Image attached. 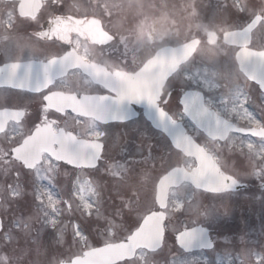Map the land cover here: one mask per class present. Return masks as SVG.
<instances>
[{"label": "flooded vegetation", "instance_id": "1", "mask_svg": "<svg viewBox=\"0 0 264 264\" xmlns=\"http://www.w3.org/2000/svg\"><path fill=\"white\" fill-rule=\"evenodd\" d=\"M118 1L74 0L73 3L75 2L77 6L89 3L95 8L91 13L85 14L90 11L72 10L66 13L63 12L64 7L59 5L57 0L50 2L44 0L41 1V5L35 14L21 15L18 10V0H0V66L5 63L27 61L46 62L48 59L60 57L65 53L75 52L83 61L103 67L108 72H133L143 65L159 47L166 44L176 46L196 39L198 45L192 56L166 80L161 89L165 97H167L169 92L172 93L171 102L165 106L171 117L179 122L186 132L199 144L206 147L205 144L210 141L197 131L194 124L176 106V100L181 94L186 91H197L201 93L207 108L213 110L234 126L241 129L264 128V94L238 71L233 58L235 49L222 43L221 35L224 31L216 34L208 29L205 23L197 21L200 27L194 23V19L197 16L193 5L194 0L188 1V9L190 11L186 14L189 15V18H187L189 21L185 27L187 37L172 40L166 44L154 43L153 51L144 57L142 49L143 47L145 49L146 45L142 44L143 39L145 38L144 43L148 42L144 31L137 33L139 36L144 35L141 41L135 38L131 42L128 33L116 34L114 30L106 27L107 22L105 23L104 21L110 18V15H113L112 13H118L109 6H114ZM142 1L145 2L146 0ZM130 2L131 0H126L127 5L123 8L127 7ZM56 9L62 11H57ZM79 9L81 8L79 7ZM122 12L125 14L126 10L122 9ZM143 15V12L138 13L139 17ZM151 17L155 18V15ZM73 18L80 20L76 26L62 22L63 20L71 22ZM92 20H96L100 27L95 26ZM120 22L123 23V26H118L117 28H125V23L123 21ZM91 23L93 25H90ZM62 24L64 25L61 26ZM153 24L155 23L153 22ZM153 24H146L141 29L152 27ZM210 32L215 33L212 44L206 41ZM173 33H175V29ZM150 35H152V32ZM199 35L202 37L200 38ZM254 39L255 36L252 37V48L257 50L263 48L262 44H253ZM183 85H186V87H183ZM57 91L79 95L110 94L104 86L92 82L78 69L67 71L64 76L53 80L49 86H45L39 91L0 87V110L10 113L4 119L2 116L0 117V160L4 159L11 166L18 165L21 167L20 171H24L22 165L13 160L10 148H8L9 153L7 152L8 157H3L6 154L3 147L5 145L13 147L19 144L20 140L32 131L34 122L40 112V105L43 102L42 97ZM135 107L138 110L137 118H141L146 122L143 117V107ZM49 118H54L58 121L60 131L71 133L75 136V139L96 141L102 144L103 150L97 159L95 170L104 154L110 152L111 146H109V142L116 130L125 128V126L121 125L115 126L113 123L101 124L88 118L73 115L67 111L63 112V114L56 111L50 112ZM147 124L152 130L150 124ZM6 128L7 131H5ZM52 129L58 132L57 129ZM97 133L101 134L99 141L96 138ZM225 141L232 145H240L245 140L239 135L229 134ZM128 148L132 149L128 151L129 156L124 159V163L120 167H123L124 171L121 170L119 173L127 176L129 185L121 188L122 191L125 190V194L123 198H120L122 193L118 195L117 201H130V205L127 206L133 209H141L150 203L151 189L135 186L136 180L148 174V171L142 165L148 166V164L155 161L158 163L157 156L159 151L156 146H147L146 149L140 147L136 151H133L134 147L132 145H128ZM111 149L113 150V148ZM120 149H126V147L122 145ZM206 149L208 148L206 147ZM163 151V154L166 155L165 158L169 159L170 150L168 147L164 146ZM174 152L175 155L171 154V163L174 166H178L181 164L180 157L183 158V156L176 151ZM44 157L47 166H52L61 174L65 172H82L83 170L81 168H72L65 163L54 162L48 155H43ZM126 169L129 170L127 174L125 173ZM17 173V171H14V175H17ZM153 200L150 206L153 204ZM142 202H145V205H142ZM165 239L167 240L164 246L165 249L155 252V256L148 261L149 264H194V262L209 264L215 261V257L211 260H206V254H210V252H184L178 249L174 244V235H166ZM211 239L215 244L216 236L212 235ZM142 253L140 252L138 255ZM215 254H223V252H216ZM142 257L145 258L146 254L144 253ZM143 262L144 260L141 263L136 262V264H142Z\"/></svg>", "mask_w": 264, "mask_h": 264}, {"label": "rangeland", "instance_id": "2", "mask_svg": "<svg viewBox=\"0 0 264 264\" xmlns=\"http://www.w3.org/2000/svg\"><path fill=\"white\" fill-rule=\"evenodd\" d=\"M67 1L58 0L59 5L64 7L63 12L66 13L72 10L90 11L85 13L88 14L95 9L89 3H85L86 6H77L75 2L73 3L74 0L72 2L70 0ZM188 1L146 0L143 2L142 0H131L130 4L123 8L127 5L126 0H119L114 6H109L118 13H112L113 15H110V18L104 22H107L106 27L114 30L116 34L128 33L131 42L135 38L141 41L144 35L139 36L137 33L144 31L148 40L147 43H144V38L142 43L146 45L145 49L144 47L142 49L144 57L153 51L154 43L166 44L169 41L187 37L185 27L189 21L187 19L189 15H186L190 11L188 9ZM193 5L197 15L194 23L198 27L200 26L197 21L205 23L208 29L219 34L221 31L242 26L250 20L252 15L261 12L264 0H234L233 2L232 0H194ZM122 9L126 10L125 14ZM56 10L62 11L60 9ZM141 12L144 15L139 17L138 13ZM153 15H155V18L151 17ZM119 20L125 23V28H117L118 26H123V23ZM149 23L153 24V26L141 29ZM174 29L175 33H173ZM151 32L152 35H150ZM254 32L255 39L253 44H264V25H260ZM199 36L200 38L202 37L201 35ZM137 57L139 58V56ZM183 87H186V85H183ZM123 126L125 128L116 130L109 142V146L113 150L110 148V152L105 153L104 157L101 158L97 167L98 173H95L94 176L80 171L65 172L61 180L56 178V172L53 167H48L47 164L43 163L35 169L39 175H36V177L34 175L32 177L34 180L31 182L28 181L29 175H14V171L20 172L21 167L18 165L11 166L4 159L0 160V193L2 196L0 213L3 218V232L0 237V264H46V260L49 262L47 264H56L60 260L66 261L73 255L80 254L81 248L84 250L88 247L98 246L103 242L121 239L118 231L124 230L118 224L122 217L121 212L117 210L104 211V209L109 210L110 201L113 200L115 202L118 195L122 193L120 198H123L125 194V190L121 191L119 182H117L116 176L118 173L116 170L120 169L124 159L129 156L128 151L132 148H128V145L134 147L133 151L140 147L146 149L147 146H156L159 155H164L163 148L166 145L161 136L151 130L141 118L123 123ZM122 145L126 149H120ZM262 146L258 144L257 148L254 147V149H257L256 154L254 153L255 159L260 160L263 158L264 160V147ZM9 147V145L3 147L6 154L3 155L1 153V155L4 158L5 156L8 157ZM209 147L211 150L214 149L217 154L218 152L224 153L223 149H219L214 145L209 144ZM222 148L227 149L228 146ZM219 156L220 154H218ZM224 156L221 159V165L235 175H242L243 170L258 164L251 162L244 154H233L232 156L225 154ZM142 167L146 170L149 169V166L142 165ZM260 167L262 166L256 165V168ZM255 171L251 169L250 172L255 175ZM250 172H245V179L249 180L247 177ZM113 173L115 174L114 178L112 177ZM125 173H129V170L126 169ZM58 192L66 201L62 202L61 216L51 218L53 214L58 212V205L61 203V197ZM73 195L81 204L80 206L76 205L77 201ZM205 198L202 194H196L195 199L200 203ZM217 198L221 200L210 201L208 206L204 208L205 213L200 210V207H197V203H195V209L194 205L191 204L188 212L193 210V216L197 215L198 219L211 224H235L233 218L227 222L224 206L228 205L229 213L233 214L237 211L239 205L242 206L241 202L236 201L234 197L221 196ZM67 203L72 205L70 210H67L65 206L68 205ZM123 204L130 205V201H124ZM142 205H145V202H142ZM257 206L264 207V204H258ZM121 207V203L116 204V208ZM136 214L134 211H129L128 217H126L127 226L125 229L135 223ZM257 214L259 218L264 220V213L256 212L252 220H250L251 215L248 212L250 219L244 218V220L249 224H241L239 228L236 226L230 227L226 232L231 234L233 241L235 239V241L240 242L237 245L241 248L237 247L236 249L239 248L244 258L246 259L245 256L250 257L244 264H257L256 254L264 255V239H262L264 238V232H261L262 230L257 227L259 225L254 222ZM106 215L111 216L105 219ZM240 219L239 216V222ZM108 220L116 224L117 229L110 226L107 222ZM13 222L15 223L13 224ZM176 223L177 220L174 224L176 225ZM172 224L173 220H170V225ZM261 225H264V222ZM246 232L249 233L247 234L248 237L244 235ZM213 234H216V239H224L221 235L222 230L218 227ZM242 235L243 240L238 238ZM253 236H256V240L253 239ZM226 243L228 244L227 247L232 249L229 245V239ZM234 243L236 244V242L230 244ZM232 250V252H236L234 251L235 249ZM221 251L223 250L220 249L219 252Z\"/></svg>", "mask_w": 264, "mask_h": 264}, {"label": "water", "instance_id": "3", "mask_svg": "<svg viewBox=\"0 0 264 264\" xmlns=\"http://www.w3.org/2000/svg\"><path fill=\"white\" fill-rule=\"evenodd\" d=\"M36 4V3H35ZM258 19V18H257ZM254 19L241 31H232L224 34V41L235 45L242 43L247 44L250 30L254 27L256 20ZM193 49V44L183 45L178 48H163L156 52L155 56L148 61L147 65L135 75H117L111 77L108 81L113 79L119 81L122 93L129 96H149L158 94L165 79L176 70L177 66L184 61ZM264 53L263 51H252L249 49H241L236 53V61L239 69L251 81L259 84L260 88H264ZM75 64L70 59H61L46 65V77L43 75L42 65L24 66V65H7L0 68V86H9L12 88H19L25 90L35 91L48 85L51 80L65 73L66 69L73 67ZM78 65V64H77ZM84 70L85 66H80ZM91 70V69H90ZM85 71V70H84ZM92 72V70H91ZM88 75V72H86ZM93 78V76L91 75ZM115 94V93H114ZM186 99H192L191 95L186 94ZM104 97V96H101ZM98 97H83L82 99L64 98L56 95L49 97L48 105L60 109L58 106L66 104L71 110L83 115H89L94 119L107 121H124L128 118L127 112H117L114 110H105L101 107V102L96 99ZM55 101V102H54ZM54 102V103H53ZM57 102V104H55ZM62 102V104H59ZM112 104V100L107 101ZM190 107L199 110V118L193 120L187 115L194 124L201 129L206 135L211 138L223 139L230 129L222 119H220L213 112L207 111L201 104L200 97H195L193 102L188 101ZM141 106V105H138ZM143 106V105H142ZM61 110V109H60ZM145 117L153 126L151 119L145 112ZM154 127V126H153ZM163 132L167 137L168 134L161 129L154 127ZM182 132L180 127L172 129L171 134ZM255 135H264L263 132L253 131ZM42 133L34 132L33 135L27 138L20 149L14 152L16 158L23 160L25 166L31 165L35 161L41 151H48L47 146L51 144L57 145V151H52L50 154L56 159L60 160V145L61 137L53 136L50 142L41 137ZM44 136V135H43ZM169 139V137H168ZM170 140V139H169ZM178 148L185 154L194 156L202 169L195 171V173L187 174L179 170L169 172L161 181L160 188L164 189L167 185L176 184L181 179H185L196 187L209 192H221L222 184L229 183L226 179L218 174V170L211 161L202 153L193 142L184 134L178 141ZM91 152V151H90ZM92 156L82 159V165L90 161ZM33 160V161H32ZM161 230L159 225L154 223L152 217L143 221V224L130 236L126 243H117L107 245L98 249L91 250L85 253L83 258H77L69 264H111L129 258L134 250L138 247L154 249L159 244V237Z\"/></svg>", "mask_w": 264, "mask_h": 264}, {"label": "snow or ice", "instance_id": "4", "mask_svg": "<svg viewBox=\"0 0 264 264\" xmlns=\"http://www.w3.org/2000/svg\"><path fill=\"white\" fill-rule=\"evenodd\" d=\"M264 55V53H262ZM95 67V66H93ZM85 72H88L93 76V79L97 82H102L103 86L110 92L115 93L113 97H98L101 102V107L105 110H114L117 112H127L129 114L128 118H137V112L135 106L143 105V109L146 110L149 118L154 127H157L168 134L170 139V143L172 144L173 148H178V141L182 138L183 133L177 132L175 134L172 133V129L179 127V122L175 121L171 114L167 111L165 107L168 105L172 100V93L169 92L167 97H165L164 92L161 90L158 94H153L149 96H129L122 93L121 85L119 81L113 79L112 81H108L103 79V74L101 70L97 69L96 72H91V70L85 66ZM119 75V73H117ZM264 91V88L261 89ZM112 100V104H108L107 101ZM42 104L40 105V112L38 118L34 122L32 131L39 132L42 128H47L51 126L52 128L57 129L60 131L59 122L56 121L54 118H49V113L56 111V109L49 108L48 105V97L45 95L42 97ZM176 106L181 109L182 114L189 115L193 120H197L199 118V110L195 109L194 107H190L188 101L186 99L185 94H181L176 100ZM63 114V113H61ZM7 131V128L5 129ZM101 134L97 133L96 138L99 141V136ZM23 143V142H22ZM60 150L63 151L65 154L70 156L79 158L83 156L84 158L89 157L90 155L94 157V153L90 152V146L81 139L73 140L71 138L65 139L61 137L59 140ZM21 145H17L12 151L16 152L20 149ZM101 151L102 145H100ZM43 158V157H42ZM60 162V161H58ZM21 164L24 163L23 160L20 161ZM63 163L67 164L68 160H64ZM75 167L76 165H72ZM19 175V173H17ZM224 179L230 180V183H223L222 190L228 191L232 190L237 181L232 177H226ZM205 232L204 229L198 228H184L183 230L175 229V235L177 239V243L181 248L185 250H189L193 243H201V246H207L209 248L213 247V244L210 240L205 242L201 233ZM257 255V264H264V255L256 254ZM194 264H198V262H194Z\"/></svg>", "mask_w": 264, "mask_h": 264}]
</instances>
